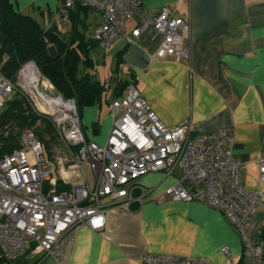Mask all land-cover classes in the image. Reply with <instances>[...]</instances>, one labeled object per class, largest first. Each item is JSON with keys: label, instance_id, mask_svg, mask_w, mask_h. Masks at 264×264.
I'll return each mask as SVG.
<instances>
[{"label": "built area", "instance_id": "2783aa9c", "mask_svg": "<svg viewBox=\"0 0 264 264\" xmlns=\"http://www.w3.org/2000/svg\"><path fill=\"white\" fill-rule=\"evenodd\" d=\"M76 3L99 12L92 30L98 46H110L125 36L133 41L143 30L158 36L149 59L181 61L190 54V15H179L163 5L148 13L141 0H59L56 15L61 24ZM138 19L130 32L129 20ZM20 91L39 113L46 115L57 140L45 145L30 126L20 132V143L0 155V262L10 264L29 254L60 255L76 225L94 229L104 226L102 197L110 202L161 201L167 197L197 199L218 207L243 238L244 251L259 257L262 242H252L245 224L261 201L264 187H245L246 164L232 154L233 131L223 127L193 132L194 122L185 118L164 123L132 82L111 97V126L103 143L88 139L74 97L56 91L33 59L18 68L12 80L0 71V107L13 90ZM258 178L264 180V155L256 158ZM84 166L95 172V183L84 185L79 176ZM150 171L176 174L166 187L144 186L140 177ZM56 172L58 176L56 175ZM59 179L68 188H59ZM225 255L231 259L227 247ZM144 263L208 264L202 256L144 254Z\"/></svg>", "mask_w": 264, "mask_h": 264}, {"label": "crops", "instance_id": "0c3cea01", "mask_svg": "<svg viewBox=\"0 0 264 264\" xmlns=\"http://www.w3.org/2000/svg\"><path fill=\"white\" fill-rule=\"evenodd\" d=\"M57 3L19 0L18 10L26 12L36 4L47 25L59 20ZM163 5L172 6L179 15H190L189 56L181 61L149 59L147 52L156 47L158 36L151 37L147 30L133 41L121 36L107 46L114 56L124 48L120 77L134 78L140 93L168 125L190 118L194 133L231 128L232 154L246 164L243 184L261 189L264 180L258 178L256 158L264 155V0H141L148 13L158 12ZM51 6L50 20L46 14ZM90 12L86 20L92 17L93 28L99 13ZM137 19L129 20L127 32ZM101 108L100 99L82 106L79 112L86 137L98 143L105 141L111 126L109 106L105 114ZM177 173L150 171L139 180L160 190L172 183ZM79 179L92 186L95 172L84 166ZM58 185L69 186L60 179ZM101 202L103 227L76 225L60 255H45L35 264H159L144 263V254L202 256L208 264H264L263 257L244 251L242 235L223 210L200 200L167 197L121 203L102 197ZM262 228L264 193L245 224L248 238L256 242Z\"/></svg>", "mask_w": 264, "mask_h": 264}, {"label": "trees", "instance_id": "16d2710c", "mask_svg": "<svg viewBox=\"0 0 264 264\" xmlns=\"http://www.w3.org/2000/svg\"><path fill=\"white\" fill-rule=\"evenodd\" d=\"M94 10L76 3L61 28L59 21L45 25L36 17L15 9L11 0H0V71L13 80L22 63L33 59L56 91L74 97L79 112L82 106L99 102L106 82L95 78L92 72L95 59L91 49L98 46V41L92 37L91 22L86 20V15ZM123 49L115 55L116 70L122 62ZM130 82L135 84L134 78L116 74L113 96L121 94ZM25 126L32 127L45 146L50 140H57L50 119L34 110L26 97L15 89L0 107V155L19 145L20 132ZM258 240L262 242L260 257L264 258V228ZM27 256L29 254L10 264H27ZM41 258L38 255L30 264Z\"/></svg>", "mask_w": 264, "mask_h": 264}, {"label": "rangeland", "instance_id": "374dc122", "mask_svg": "<svg viewBox=\"0 0 264 264\" xmlns=\"http://www.w3.org/2000/svg\"><path fill=\"white\" fill-rule=\"evenodd\" d=\"M11 1L13 4V7L15 9H18L19 8V6H18L19 0L18 1L17 0H11ZM34 6L31 7V9H29L28 11L26 10V13L36 17L41 22L46 21V19L44 20V18L42 17V13L36 7V4ZM53 10L54 9L51 6V8H49V11H47V14H46L48 19H50V20L53 17V15H52ZM94 11H91V12L94 13ZM91 12H90V14H91ZM89 19L87 21H90L92 19V17L90 20ZM59 23H60V21H59ZM60 25H61V27H63V24H60ZM91 54L95 59V65H94V68L92 69L94 77L101 80V81L106 82L105 90L103 91V93L101 95V105H102L101 112H102V114H105L108 110V106H109V103H110V100L112 97V86L114 84L115 75L119 74V76H121L123 74V72H121V70H119V69L118 70L115 69L114 52H112L111 49H109V47H107V48L101 47L99 49L93 48L91 50ZM120 73H121V75H120ZM11 94H12V92H10L8 94V96ZM37 124L42 125L41 123L39 124L38 122H37ZM44 150H45V153L48 154V147L45 146ZM35 260H36V256H29V257L27 256L26 257V263L27 264H30V263L34 262Z\"/></svg>", "mask_w": 264, "mask_h": 264}]
</instances>
